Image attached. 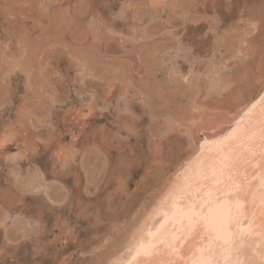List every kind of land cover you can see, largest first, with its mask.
<instances>
[{"label":"rangeland","instance_id":"374dc122","mask_svg":"<svg viewBox=\"0 0 264 264\" xmlns=\"http://www.w3.org/2000/svg\"><path fill=\"white\" fill-rule=\"evenodd\" d=\"M226 1L0 0V264H103L175 176L261 108L264 0ZM34 176L69 200L35 193ZM246 240L232 239L230 264Z\"/></svg>","mask_w":264,"mask_h":264},{"label":"bare ground","instance_id":"6f19581e","mask_svg":"<svg viewBox=\"0 0 264 264\" xmlns=\"http://www.w3.org/2000/svg\"><path fill=\"white\" fill-rule=\"evenodd\" d=\"M226 3H227V1H226ZM231 6H233V5L231 4ZM219 9H222L223 13L225 14L224 8H219ZM230 11H231V9H230ZM225 15H227V14H225ZM256 19H254V20H256ZM256 31H257V29H256ZM220 36H221V34H220ZM50 46H52V45H50ZM1 58H3V57H1ZM27 60H28V63H26ZM27 60L24 62V65L30 66L32 64L31 57L27 58ZM262 60H264V59H262ZM15 65H17V64H15ZM71 65H72V62H71ZM90 66H91V63H90ZM225 66H227V65H225ZM92 67L93 66H91L90 68H92ZM95 68H96V66H95ZM122 70H124V69H122ZM82 84H83V82H82ZM178 86H176L177 88L176 87L175 88L176 89L179 88L181 90V88ZM183 86H185V85H182V87ZM149 87L152 88V89H149L152 91L153 86L151 85ZM155 88L157 89V87H155ZM59 89H60V87H59ZM179 89L177 91L180 92ZM239 89H242V88H239ZM156 91L161 93V87H159ZM242 91H243V89L241 91L237 90L235 92V94L233 95V97L231 96V98H233V101L234 100H235V102L237 101L236 102L237 105H242V103L246 102L247 98H244V96L242 94V93H244L245 90L243 92ZM249 94L250 93H248V95ZM149 95H150V93H149ZM42 99H45V97H43ZM263 99H264V97H263ZM60 101H62V100H60ZM252 101H254V99ZM252 103L253 102H251V104ZM245 105H247V104H245ZM248 105H250V103ZM92 108L94 109L93 106H92ZM256 108L257 107H255V110L253 112L251 111V112H249V114H246V116L244 115L243 120L239 121V123H237L236 126L233 127L234 129L231 131L230 135L227 134V132H228L227 131L226 132L227 135H225L224 137L220 136L222 138L219 139L220 141L218 142V144L217 145L215 144L216 146L212 147L209 152L205 148H203L202 150L203 151L205 150V152L207 151L208 153L206 155L204 154L205 158L203 160L199 156L200 157L199 159H201L202 161H200V163H198V160L196 161L198 164L197 167H196V162H193V161H195V159L192 160V163L190 162V164L195 163V165L189 166V164H188V166H189L188 168L189 169L192 168V170L189 171L190 172L189 175L187 173H185V171H184L183 173H185V177H184V179H182V177L184 175L183 176H181V175L183 173L177 172V173H179V175L181 174L179 176V178L181 177L182 180L177 178L178 183L177 182L175 183V177H176L175 176L174 179H172V181H174V182L171 181L172 182L171 184L173 185V183H174V184L178 185L179 187L175 186L176 189L175 188H174L175 190L172 189L173 191L171 190V188H167L168 190H166V192H165V194H167V195L164 194L165 196H163L165 198V200L163 201L162 197H161L162 199L159 198L163 202L159 206H156L157 205L156 204L155 206L157 208L154 206L155 209L151 210L149 213L147 212L148 216L146 217V220H145L144 216L142 217V218H144L143 221H145V222H144V224H141V226H142L140 228L141 230L136 229L138 231L134 230L136 232L133 231L134 233L132 232L131 235H127L128 238L126 239V237H125L126 240L124 242L122 241L123 245L121 244V247H118L119 249L115 248V247H113L114 249H112V247H111V250H109V253H108V251H107L108 254L105 253L106 259H105V261L102 260L103 264H230L229 259H230V256L232 254L233 248H234V246H232V243H231L232 239L233 238L239 239L242 235H246V237H247L246 247L242 250V254H241L242 264H264V104L261 105V108H259V107H258V109H256ZM249 110L250 109H247V111H249ZM183 112H184V110H183ZM244 112H246V111L244 110ZM80 117H81V114H80ZM128 118H130V116ZM234 120H232V121H234ZM123 121L125 122V120H123ZM190 121H191V119H190ZM84 122H85V120H84ZM229 122H231V121H229ZM222 123L223 122L220 121L219 124H222ZM120 124H122V123H120ZM128 126H129L128 128H131L130 126H132L131 129H133V130L135 129V125L131 124ZM133 126H134V128H133ZM123 128H125V126L122 127V129ZM80 129H82V128H80ZM80 129H79V131H80ZM81 132H79V133H81ZM128 132H129V129H128ZM131 132H132V130H131ZM3 137H6V136H3ZM51 142H52V144L54 143L53 141H51ZM190 142H191V140H190ZM4 145H6V144H4ZM36 145L39 146V144H36ZM192 145H194V144H192ZM47 146H48V144H47ZM35 147L37 149V146H35ZM209 147H211V145H209ZM20 148H21V146H20ZM60 148L62 149V147H60ZM42 149H44L43 146H42ZM58 149H59V147H58ZM49 150H47L46 152H49ZM68 152H70V151H68ZM20 154L21 153H19V155ZM53 154L57 155L55 153H53ZM62 154H64V153H62ZM62 154H60V155H62ZM60 155L59 156L57 155L58 157L56 156L57 159L60 157ZM65 155H66V153L64 154V156ZM11 156H10V158H11ZM202 156H203V154H202ZM14 157H15V154H14ZM18 157H20V156H18ZM87 157H91V155L87 156ZM92 157H96L95 154ZM92 157H91V159H92ZM21 158H22V156H21ZM72 158L73 157H71V159ZM71 159L69 158V161ZM127 167L131 168L129 166H127ZM185 167H187V166H185ZM188 168H186V170H188ZM39 172L40 171L35 172V175L36 176L41 175ZM65 173H67V172H65ZM65 175H67V174H65ZM25 176H26V174H25ZM36 176H34L29 181L30 185L31 186L33 185L32 190H34L35 193L37 190H40V189L43 190L42 188L44 187L46 189V191H45V189H44V191L46 192L50 201L53 200L55 202L56 199H53V197L55 196V198H56V194L57 195L59 194V196L62 197L59 199H63V201H59V199H58L57 202L58 203L64 202V200H65L64 197L66 198V196L68 194H66V196H65L62 188L58 189L60 191V192H58V190L55 189L54 185H53V187H54L53 188L52 185H49V184L47 185V183L43 182L46 179L42 181V179H40V177L36 178ZM21 177L22 176H20V178ZM12 179H13V177H12ZM77 179H78V177H77ZM179 180H181V182H179ZM75 181H77V180H75ZM119 181L121 182L122 180L120 179ZM27 183H28V181H27ZM29 183H28V185H29ZM122 183H123V181H122ZM122 183H120V184L123 185L125 188L126 186ZM53 184H54V182H53ZM19 185H21V184H19ZM121 185H120V187L122 188L123 186H121ZM59 187H61V186H59ZM28 188H30V187H28ZM20 189H21V187H20ZM54 189L57 190V193ZM18 190H19V187H18ZM24 190H25V188H24ZM30 190H31V188H30ZM53 190H54V192H53ZM4 192L1 193V195L6 197ZM6 192H9V190ZM160 193L163 195L162 191ZM27 194H29V193L27 192ZM13 197H12V199L15 198V197L14 198ZM0 198H1V196H0ZM3 199H2V201H3ZM8 199H7V204L9 203L8 201L10 200V199L9 200ZM17 200L18 199H16V201ZM66 200H69V199L66 198ZM5 201L6 200L4 199V202ZM23 201H24V198H23ZM37 201H38V199H37ZM43 201L46 203L45 200H43ZM158 201H159V203L161 202L160 200H157L156 202L158 203ZM12 202H13V200H12ZM57 202L54 204H57ZM19 203H17V204H19ZM14 205H15V203H14ZM11 206H12V203H11ZM36 207H37V202H36ZM110 207H111V205H110ZM48 208H50V207H48ZM60 208H61V206H60ZM42 210H44V209L42 208ZM40 213H41V211H40ZM143 214H146V212ZM40 220H41V218H40ZM58 222H60V221H58ZM1 224H2V221H1ZM59 224H61V223H59ZM12 225H14V224H12ZM18 225H17V227H18ZM56 225H57V223H56ZM28 227H30V226H28ZM28 227H27V229H24L25 230L24 232H27V235L30 232L29 229H31V228L28 229ZM36 228H38V227H36ZM15 230H17V229H15ZM26 230H29V231H26ZM10 231H11V229H10ZM42 235H43V233H42ZM217 248L220 249L219 250L220 252H216ZM94 261H96L97 264H101L99 258H98V260L96 259ZM236 264H238V263H236Z\"/></svg>","mask_w":264,"mask_h":264}]
</instances>
